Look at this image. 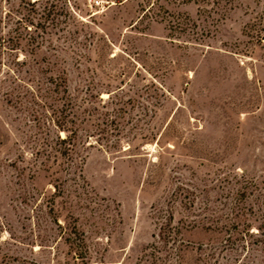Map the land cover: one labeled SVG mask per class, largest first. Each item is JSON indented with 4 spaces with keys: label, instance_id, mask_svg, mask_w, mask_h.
I'll return each mask as SVG.
<instances>
[{
    "label": "rangeland",
    "instance_id": "obj_1",
    "mask_svg": "<svg viewBox=\"0 0 264 264\" xmlns=\"http://www.w3.org/2000/svg\"><path fill=\"white\" fill-rule=\"evenodd\" d=\"M29 1L0 0V264H202L235 202L255 233L264 0ZM232 257L264 264V243Z\"/></svg>",
    "mask_w": 264,
    "mask_h": 264
},
{
    "label": "trees",
    "instance_id": "obj_2",
    "mask_svg": "<svg viewBox=\"0 0 264 264\" xmlns=\"http://www.w3.org/2000/svg\"><path fill=\"white\" fill-rule=\"evenodd\" d=\"M37 1L38 0L29 1V4L35 5ZM43 7L47 13L45 14V17L49 16L53 10L52 4L48 6L46 0L45 5ZM50 82L54 84L55 90H58V87L60 85H64L65 79L64 77H60V80L57 82L55 81V79L51 78ZM62 90L64 93H67V89L65 86ZM64 104L65 103H63L62 106H64ZM64 111L65 109L61 107V109L59 110V115L51 119L52 126L56 129V131H58L57 133H55L56 144L63 145L62 149H60L59 152L61 155H67V152L71 151L70 147L74 145L75 136L77 135L75 127L70 130L65 129L68 124L73 125V121L65 113H63ZM69 114L71 115L70 111ZM59 131H65L67 134L61 137ZM41 142L42 145L39 144V147L42 149V151L44 150L43 154H46L45 152L47 149L45 147L43 148V141ZM37 152H39V150ZM42 158V161H40L41 164L46 165V162L49 161V155H42ZM247 194L248 192L245 187H243L239 191H236V196L239 197L237 201L242 202L241 198H243L244 200L245 198H247ZM228 211L230 218L225 225H219L218 222L214 223V219L215 221H218L220 219V215H217V217L214 215L212 216L214 218L210 219L212 222L209 223V225L202 226L204 230L209 231V233L213 235V238L209 239L205 243H199L198 245V249L201 251L202 255V264H215L218 255L221 254L223 251L230 253L234 252L235 254V252L247 248L248 245L264 243V230L260 231V228L264 227V223H261V227L258 228L255 233H253L250 228V223L244 221L241 225V222L237 220L239 216H241L239 214V203H233L230 207H228ZM234 259L235 257H232L231 259L227 260L226 263L222 264H231ZM211 260L215 262H210ZM217 264H220V262H218Z\"/></svg>",
    "mask_w": 264,
    "mask_h": 264
}]
</instances>
